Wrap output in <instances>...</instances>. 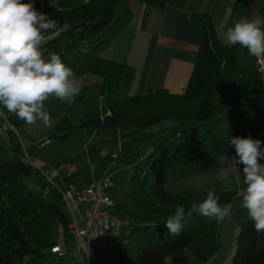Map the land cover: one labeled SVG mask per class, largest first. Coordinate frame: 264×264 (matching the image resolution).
<instances>
[{
    "label": "trees",
    "instance_id": "obj_1",
    "mask_svg": "<svg viewBox=\"0 0 264 264\" xmlns=\"http://www.w3.org/2000/svg\"><path fill=\"white\" fill-rule=\"evenodd\" d=\"M130 1L54 0L49 7V0H35V7L59 21L58 28L49 32L46 49L59 54L75 78L92 77L100 84L79 128L144 131L171 124L159 132L152 150L131 170L128 196L133 211L125 217L130 228L117 244L114 263L189 264L185 251L190 250L198 264H207L221 248L216 220L196 214L186 217L179 236L171 235L164 222L178 205L187 209L208 192L170 197L161 174L205 149L216 157H230L235 151L228 142L234 136L264 141V82L241 77L237 46L220 42L211 20L195 15L199 50L184 93L131 95L133 68L115 64L100 52L128 24ZM138 1L158 9L167 4V0ZM11 149L14 160L0 162V264H40L52 256L50 249L57 241L51 237L52 229L62 227L68 238L67 214L60 209L56 191L52 196L44 194L47 186L41 177L42 194L28 185L33 168L23 161L19 146ZM212 192L222 206L236 195L235 190ZM236 229L229 264H264V234L255 231L251 220L238 223ZM137 241L142 244L133 249Z\"/></svg>",
    "mask_w": 264,
    "mask_h": 264
},
{
    "label": "clouds",
    "instance_id": "obj_2",
    "mask_svg": "<svg viewBox=\"0 0 264 264\" xmlns=\"http://www.w3.org/2000/svg\"><path fill=\"white\" fill-rule=\"evenodd\" d=\"M49 7L54 0H49ZM59 21L35 7V0H0V106L25 124L38 120L50 125L51 117L45 109L50 98L72 103L82 90L73 69L61 56L43 49L45 34L55 31ZM220 27L224 29L223 24ZM223 41L229 46H239L250 57L264 60V17H242L223 30ZM228 146L234 148L233 161L242 165L243 184L240 207L247 211L257 233L264 234V141L246 137H231ZM220 165L228 164V156L220 155ZM226 168H221L218 178H227ZM209 191L199 202L187 209L178 205L168 215L164 226L174 236L181 234L182 221L193 214L216 220L231 218L227 206ZM85 251L90 256L89 246Z\"/></svg>",
    "mask_w": 264,
    "mask_h": 264
},
{
    "label": "rangeland",
    "instance_id": "obj_3",
    "mask_svg": "<svg viewBox=\"0 0 264 264\" xmlns=\"http://www.w3.org/2000/svg\"><path fill=\"white\" fill-rule=\"evenodd\" d=\"M50 33L45 34L43 46L45 56L50 53L46 49V43ZM252 65V62L250 63ZM248 79H259L257 70L249 73ZM80 81L82 90L72 103H64L56 98H50L45 105L46 111L51 117L50 125H45L38 120L35 124L28 125L19 120L0 106V128H6L0 133V162L14 160L12 147L17 145L38 170L52 169L57 172L59 178L67 175V168L73 167L74 177L71 183L78 189L99 182L103 177L111 179L107 196L120 207L121 215L126 217L132 213L128 192L132 168L143 159L160 139L159 132L169 126L170 123H162L160 126L151 127L144 131L118 129H101L91 131L79 128L78 125L89 110L91 103L98 97L100 84L92 77L76 78ZM219 94L217 100H219ZM9 126L15 131L11 132ZM45 141H48L45 144ZM189 157L178 162L161 174V178L167 195L190 196L205 188L200 187V182L188 171L184 165ZM33 175L28 180V185L38 194H42V188L38 187L39 173L33 168ZM211 182V176L208 175ZM58 180V179H57ZM55 180V183L58 181ZM203 184V183H201ZM46 195L52 190H44ZM60 209L66 213L64 205ZM54 241L58 239V230L50 231ZM66 248L70 252L74 248L72 241L66 238ZM142 242L132 243V248L140 247ZM230 249L229 238H224L223 245L218 254L211 259L210 264H221ZM116 251L109 255L93 253L90 256L91 264H115ZM189 264H198L190 250L185 251ZM40 264H78L72 257L54 258L47 255Z\"/></svg>",
    "mask_w": 264,
    "mask_h": 264
},
{
    "label": "crops",
    "instance_id": "obj_4",
    "mask_svg": "<svg viewBox=\"0 0 264 264\" xmlns=\"http://www.w3.org/2000/svg\"><path fill=\"white\" fill-rule=\"evenodd\" d=\"M128 8L131 13L128 24L100 52L102 57L115 64L133 68L130 94L134 96L150 95L158 91L171 95L184 93L199 50L200 28L193 16L208 17L222 43L223 30L235 21L242 17H264V0H167L163 9L131 0ZM221 23L224 29L220 27ZM237 54L240 75L250 80L247 78L249 73L256 71L255 58L239 46ZM217 158L209 149H205L190 156L183 166L190 162L187 165L188 171L200 182V187H205L194 194L223 189L236 191L231 203L226 205L231 218L218 223L221 247L224 238L230 240V249L221 264H229L235 248L237 224L250 219L247 211L240 207L245 188L242 165L236 164L232 155L228 157L226 165H220ZM221 168L228 169L225 180L218 178ZM208 175L211 176V182Z\"/></svg>",
    "mask_w": 264,
    "mask_h": 264
},
{
    "label": "built area",
    "instance_id": "obj_5",
    "mask_svg": "<svg viewBox=\"0 0 264 264\" xmlns=\"http://www.w3.org/2000/svg\"><path fill=\"white\" fill-rule=\"evenodd\" d=\"M254 62L259 78L264 82V60L255 58ZM5 130V127L0 128V133ZM9 130L15 131L13 126H9ZM23 161L39 173L47 190L56 191L66 209L68 238L74 248L67 251L63 229L59 227L58 239L50 249L52 257H72L78 264H91V254L106 256L116 249L118 242L128 234L130 222L121 215L118 205L106 194L111 183L110 178L103 177L99 182L78 189L69 181L75 170L73 167H68L67 175L60 179L58 173L52 169H36L26 156ZM55 180L58 182L55 183ZM86 246H89L90 256L85 251Z\"/></svg>",
    "mask_w": 264,
    "mask_h": 264
}]
</instances>
